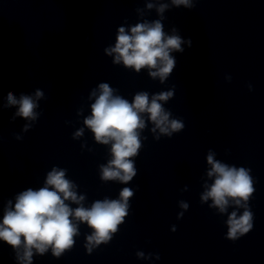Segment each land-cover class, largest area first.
<instances>
[{
    "label": "clouds",
    "instance_id": "clouds-1",
    "mask_svg": "<svg viewBox=\"0 0 264 264\" xmlns=\"http://www.w3.org/2000/svg\"><path fill=\"white\" fill-rule=\"evenodd\" d=\"M171 3L177 7H194L192 0H171ZM147 7L151 9L154 5L149 3ZM167 7V4H160L156 10L162 15ZM183 43L185 41L177 34L166 35L160 20L151 23L146 21L137 23L129 31L120 27L115 46L106 48L105 53L109 56L115 54L113 63L122 62L125 67L136 72L147 68L150 77H159L163 82L176 64L171 53L182 52ZM231 79V76L226 77L229 82ZM248 87L251 90V84ZM92 95L95 96L96 92ZM172 96V91H166L154 94L150 99L148 92L144 91L135 94L130 103L119 95H113L109 84L99 85V95L91 105V116L84 123L91 129L98 143L111 144L112 159L107 165L100 166L102 180H118L127 184L136 176L132 158L138 155L141 148L140 130L146 126L143 113H147L148 119L155 125L153 132L159 129L161 134L171 136L173 132H180L184 128L181 120L170 119L171 113L160 103L168 101ZM42 97L43 92L39 89L35 92V99L25 94L17 99L10 91L4 106H18L15 116L34 121L39 115L35 111L38 107L36 101ZM29 126L25 125V130ZM82 132L83 130L78 131L76 136L82 135ZM16 139L20 137L16 136ZM207 163L211 166L207 172L208 177L215 178L202 195V202L211 199L210 207L218 208L220 213L227 210L230 201L237 208L244 209L239 216L236 211H232L226 222V239L236 241L253 228V213L247 206L255 191L253 178L244 167L237 168L215 160L211 151L207 155ZM74 187L73 182L65 178V170L53 168L47 174L44 187L38 190L29 188L19 193L14 205L11 200L7 202L0 221V241L17 250L16 258L20 264H32L34 251L43 255L49 248L52 255L59 258L75 244L79 223L87 224L92 229V234L86 237L89 252L92 246L107 243L112 234L117 232L118 226L128 215V200L133 196V191L125 187L120 191L119 199L105 198L94 201L91 207H84L85 197L77 195ZM66 201L78 206L73 209ZM181 207L187 209L188 205L181 202ZM182 215L180 213L178 218ZM172 230L175 231V228ZM138 255L143 256V253Z\"/></svg>",
    "mask_w": 264,
    "mask_h": 264
}]
</instances>
